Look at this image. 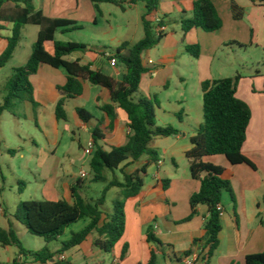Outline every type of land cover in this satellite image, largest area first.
Returning a JSON list of instances; mask_svg holds the SVG:
<instances>
[{"label":"crops","instance_id":"0c3cea01","mask_svg":"<svg viewBox=\"0 0 264 264\" xmlns=\"http://www.w3.org/2000/svg\"><path fill=\"white\" fill-rule=\"evenodd\" d=\"M196 1L198 0H160V9L151 17V20L155 24L158 19L164 23L165 38L156 48L147 52L144 55L145 58L143 57V63L149 72L142 77L141 96L148 101L155 102L157 125L159 127L172 126L179 131V135L153 140L151 148L158 152L160 161L158 164L153 163L149 166L141 196L125 202V234L112 253H106L98 246L97 243H102L105 239L94 232L82 245L58 256L57 261H62L61 259L64 257L63 261L70 264H148L151 258L152 244L148 243L147 232L152 226L156 238L170 247L166 250V258H160L157 264H181L178 260L183 258L184 253L193 249L194 241L204 238L205 222L208 217L206 206H198L196 215L186 222L191 216L190 199L200 190V182L192 178L186 154L191 150L190 140L196 136L203 123L194 117L191 100L193 102L197 100L200 103V98L203 97L202 84L204 82L229 79L222 74V66L219 70L216 68V62H221L219 54L226 50L227 43L233 41L239 43V40H236L238 38L232 35L237 29L238 22L244 19L245 13L244 5L242 6L240 0H211L223 20V28L214 33L194 29L184 35L181 20L183 17H192ZM125 4L136 12L139 24L135 31H131L130 36L128 35L130 32L128 26L124 30L118 31L117 34L115 33L116 37L111 41L118 48L123 43L134 44L144 38L142 22L144 5L141 0H136L134 4L127 0ZM252 4L264 8V6L253 2ZM104 5H100L103 18ZM34 6L48 18L66 19L74 21L78 25L82 22L95 29L100 26L98 12L91 0H34ZM234 6L238 11H243L242 18H235ZM12 8H14V4L6 5L7 10ZM29 26L23 28L22 41L11 61L0 69V72L9 70L10 78L15 69L26 65L32 54L33 46L38 41L41 28L34 26L37 28L32 31L35 32V39L26 43ZM3 27L4 29L0 31V55L7 49L12 31L11 24L6 23ZM114 31V27L110 25V32L114 33ZM57 34L65 35L61 32ZM57 34L56 40H58ZM130 37L134 38L133 42H129ZM193 45H199L201 48L198 59L191 56L193 58L191 74L195 80V90L191 93L188 80L177 70L179 82L186 85L177 84L175 92L180 94V98L171 100L168 95L175 78L174 67L184 54L190 56L186 51V46ZM161 46L164 54L158 55L157 50ZM45 48L48 53L53 54L52 43L46 44ZM89 50L83 52L82 55H74V53L66 59L69 62L80 60L82 64L91 65L94 70H101L119 80L122 78L125 69L119 64L112 65L110 63L108 56L113 54L101 52V55L105 54L106 61L104 62ZM203 56H206L207 63L209 62L206 69L201 66ZM260 73L259 81L255 80L257 76L252 70L249 71V78L240 76L241 80L237 83L236 89V97L245 102L251 110V120L242 153L254 164L255 168L247 164L232 165L224 156H209L204 159L206 163L224 169L223 178L231 182L236 198V208L231 200L223 201V231L220 235V247L212 264H246L247 256L264 252V72ZM67 77L68 74L64 69L43 66L37 75L31 78L38 106L35 108L31 103L21 102L26 111L25 117L36 124L41 132L40 138L48 144V154L44 161L45 169L46 167L50 170L57 169V153L61 145V122L56 116V106L63 97L59 87L62 88L66 85ZM92 87L98 88L96 89L98 91H93ZM161 95L164 96L165 102L160 99ZM111 104V94L108 90L89 83H84V92L81 97L67 100L65 109L68 120H72L75 129L86 134L88 145L93 143L92 133L94 130H99L105 137L106 150H109L111 146H124L128 142L131 130L126 113L117 108L115 124L111 129L109 117L99 109L100 106ZM19 106L17 103L15 108L20 110ZM77 109H84L92 117L88 123L80 120ZM5 113L2 114L0 120ZM11 115L20 125V113L13 112ZM70 133L73 134L75 141H78L79 147L83 150L84 145L81 138L78 139L75 130H71ZM67 155L70 157V167L74 169L81 157L74 148H71ZM167 160L171 162L170 166L167 164ZM147 164H149L148 157H143L140 161L126 167L125 173L133 174ZM154 168L156 171L152 173V179L147 181L150 171ZM83 179L82 176L69 172L65 193L71 196L72 186ZM164 180L170 181L167 190L162 184ZM54 188L56 192L59 189L58 185H55ZM61 189H63L62 186ZM60 197L63 199L62 195ZM70 198L71 201L68 202L71 203L72 197ZM0 212L6 215L4 210L0 209ZM88 224L89 221L85 227ZM62 243L64 242H61L60 248ZM60 248L50 249L58 251ZM125 249L127 254L125 258H122ZM0 250H3V253L0 251V264H41L35 262L30 256L20 255L19 250L15 247H0ZM196 260L197 254H194L184 264L189 261L194 264Z\"/></svg>","mask_w":264,"mask_h":264},{"label":"trees","instance_id":"16d2710c","mask_svg":"<svg viewBox=\"0 0 264 264\" xmlns=\"http://www.w3.org/2000/svg\"><path fill=\"white\" fill-rule=\"evenodd\" d=\"M99 14L100 5L112 4L126 10L124 0H91ZM134 4L136 0H129ZM144 5L142 22L144 38L139 42L123 43L117 51L108 56L116 59L117 64L124 67L125 73L119 80L109 74L94 70L91 65L82 64L80 60L67 61V57L74 53L89 50L88 46L75 42L65 43L55 39L56 34L81 31L82 26L66 19H52L46 17L42 11L34 6V0H0V31L3 25H12L11 37L8 39L7 49L0 55V69L4 68L13 58L20 42L25 26H39L38 41L26 65L14 70L6 85V96L0 106V118L6 111L13 113L18 102L31 103L35 108L38 104L34 97V86L31 78L47 65L54 69H64L67 74V83L59 87L63 97L56 106L58 121L67 122L66 102L77 99L83 95L84 83L98 86L109 91L111 105L100 106L99 109L109 117L112 129L117 116V108L122 109L129 120L131 134L124 146H111L106 150L105 137L99 130L92 133L93 151L91 153L90 168L93 178L91 182L105 183L106 187L97 200L88 199L83 194L87 185L83 180L78 181L71 188L72 202L61 200L58 202L30 201L22 204L14 219L22 223L32 236L43 238L47 244L58 241L65 235L67 229L81 222L89 220V224L79 232H71L70 239L62 243L60 250L52 251L48 246L33 252L26 250L17 231L9 221V229L0 227V247H15L20 255L30 256L35 262L41 264H70L57 261V257L79 247L92 233H97L105 241L97 243L106 253H112L115 246L125 234L126 213L125 202L132 201L141 196L151 164H158L159 154L151 148L156 138H172L179 135V131L172 127H159L157 125L156 105L141 96V81L149 70L143 63L144 55L156 48L165 38L164 33H157L160 22L155 24L151 17L160 9V0H141ZM254 4L264 6V0H252ZM12 3L14 8L7 10L6 5ZM237 19L243 17V11L233 7ZM184 35L194 29L206 33H214L223 28L217 8L211 0H198L194 3L192 17L181 20ZM53 44V54L46 51V44ZM186 51L193 58L198 59L201 54L199 45L186 46ZM264 66V61H263ZM240 76L235 79H221L206 81L202 84L204 121L199 127L196 136L191 140V150L186 157L190 163L192 178L200 182V190L190 199V221L196 215L200 205L208 208V217L205 222V236L202 240H195L193 249L184 253L178 260L184 264L194 254L197 260L194 264H212L220 247V235L223 231V198L227 194L236 208V198L231 182L223 178L224 169L206 163L204 159L209 156H224L232 165L247 164L255 168L247 159L242 148L247 139V129L251 120L249 106L236 97L237 83ZM81 121L88 123L92 118L84 109H77ZM148 157L149 164L133 174L125 173L126 167ZM120 171L123 179L109 180L107 172ZM165 190L170 184L169 180L162 181ZM112 189H119L124 201H115L112 212L105 210L107 194ZM222 208V212L218 207ZM147 240L152 244L151 258L148 264H157L160 258H166V250L170 248L161 243L155 236L151 226L147 232ZM127 250L123 252L125 258ZM246 264H264V252L246 257Z\"/></svg>","mask_w":264,"mask_h":264},{"label":"rangeland","instance_id":"374dc122","mask_svg":"<svg viewBox=\"0 0 264 264\" xmlns=\"http://www.w3.org/2000/svg\"><path fill=\"white\" fill-rule=\"evenodd\" d=\"M124 1L127 2V0ZM240 2H242V6L244 5V19L238 22L237 29L232 35L238 38L236 40H239V43L237 41L227 43L226 50L224 48L225 51L221 52L222 54L219 52L221 62H216V68L219 70L222 66V74L230 79H235L237 76L249 78V71L252 70L257 76L255 80L259 81L261 78L258 75L261 74L260 72H264V8L254 6L252 0H240ZM124 6L125 11L112 4H105L103 6L104 18L99 13L97 15L100 22L98 29L81 22L80 26L83 27L81 31L65 35L57 34V41L75 42L88 46L91 52L97 55L98 59L105 62V54L101 55V52L114 54L118 49L111 41L116 37L115 33L117 34L118 31H122L128 26L130 28L128 35L130 36L131 31H135L138 27L139 20L136 12L126 4ZM110 25L114 27V33L110 32ZM28 29L26 43H30L35 39V32L32 31L37 28L30 25ZM130 38L129 42H133L134 38ZM82 53L78 52L74 55H82ZM157 54H164L162 46L158 48ZM192 59L191 55L184 54L175 65V70H173L175 78L172 81L170 94L168 95L171 100L180 98V94L175 92V86L177 84H181L180 86L186 85L179 82L177 70L188 80L191 93L194 92L196 84L191 74ZM208 64L206 56H203L201 66L206 69ZM256 72L258 73L256 74ZM9 78V70L0 72V105L3 104L4 97L7 94L6 84ZM92 89L95 92L98 91L96 90L98 88L92 87ZM160 99L165 102L164 96L161 95ZM191 102L194 117L202 123L203 97L200 98V103L197 100L194 102L191 100ZM18 104L20 110L15 108L13 112L20 113V125L8 111H6L8 113L4 112L5 114L0 120V209L6 213L4 215L0 212V227L8 229V221H11L26 250L37 252L45 246L52 249L60 248L61 242H67L70 239L71 232H79L84 229L89 220L85 219L71 226L58 242L47 244L43 238L32 236L22 223L13 218L17 210L22 207L23 203L30 201H71L70 194L65 193L69 172L77 174V176H81L80 172L87 174L82 179L87 185V190L83 195L88 199H99L106 184L91 182L93 178L90 168L91 155H87L85 152L89 147L88 138L86 134L75 129L72 120L60 123L61 145L57 153V169L50 170L47 167L45 169L44 161L46 154H48V144L40 138L41 132L36 124L25 117L26 111L23 103L18 102ZM167 109L169 108L167 107ZM69 114L72 116L71 111H69ZM71 130H75L78 139L81 138L84 145L83 150L79 147L78 141H75L73 134L70 133ZM71 148H74L81 157L80 161L75 164L74 169L70 167V157L67 155ZM167 164L170 166L171 162L167 160ZM155 171V168L150 171L147 181L152 179V173ZM106 176L109 180L123 179V174L120 171L107 172ZM55 185L59 187L57 192L54 188ZM61 186L63 189H61ZM60 195L63 199H60ZM118 200L124 201L121 191L119 189L110 190L107 194L105 210L112 212L114 202ZM223 201H230L227 194L224 195ZM0 251L3 253V250Z\"/></svg>","mask_w":264,"mask_h":264},{"label":"built area","instance_id":"2783aa9c","mask_svg":"<svg viewBox=\"0 0 264 264\" xmlns=\"http://www.w3.org/2000/svg\"><path fill=\"white\" fill-rule=\"evenodd\" d=\"M160 22H161V20H159V19L156 21L157 24H159ZM156 31H157V33H159V34H160V33H164V32H165V28H164V26H158ZM110 63H111L112 65H117V61H116V59H114V58H111ZM150 64H152V62H150ZM93 148H94L93 143H90L88 149L85 150L86 154H87V155H91V153H92V151H93ZM86 175H87V174H86L85 172H82V173H81L82 178H85ZM218 209L222 212V215H223V210H222L221 206L218 207ZM61 260L63 261V260H64V257H62ZM187 264H193V263H192L191 261H189Z\"/></svg>","mask_w":264,"mask_h":264}]
</instances>
